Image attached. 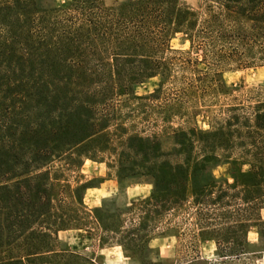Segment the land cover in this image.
<instances>
[{
  "label": "trees",
  "instance_id": "1",
  "mask_svg": "<svg viewBox=\"0 0 264 264\" xmlns=\"http://www.w3.org/2000/svg\"><path fill=\"white\" fill-rule=\"evenodd\" d=\"M182 31L195 55L167 56ZM230 64H264V0H202L199 9L181 0H0V264H98L56 248L58 231L84 228L87 215L128 264H165L150 241L170 235L184 255L168 264H249L248 254L263 253L264 88L233 95L220 70ZM155 76L152 91L135 92ZM194 103L216 106L208 129L190 122ZM120 107H132L137 123ZM102 138L93 152L121 146L119 186L151 189L91 216L88 182L63 158ZM225 164L231 181L214 173ZM204 241L214 242V259L201 255Z\"/></svg>",
  "mask_w": 264,
  "mask_h": 264
},
{
  "label": "rangeland",
  "instance_id": "2",
  "mask_svg": "<svg viewBox=\"0 0 264 264\" xmlns=\"http://www.w3.org/2000/svg\"><path fill=\"white\" fill-rule=\"evenodd\" d=\"M61 8H67L71 5L72 0H55ZM106 5H111L115 0H103ZM182 3L190 6L193 9H199L202 0H181ZM167 56L182 52L186 55H195L187 53L191 51L190 41L187 34L176 32L172 35ZM203 67V65H200ZM221 72L226 85L231 89L233 95L246 92L250 88H264V64H252L246 67L230 64L227 67H221ZM159 76L146 79L143 83L135 86L137 94L147 93L157 86ZM190 122L200 129L209 128V120L216 106L204 105L203 103L191 104ZM118 109V108H117ZM129 123L133 119L132 107L118 109ZM132 123H137V118ZM139 121V119H138ZM115 122L113 118L111 123ZM111 126V124H110ZM109 138H114L115 131L113 126L109 129ZM116 139V136L115 138ZM106 142L102 139H97L90 143L91 150L88 151L85 147H80L73 152L72 156H64L63 161L74 164L76 174H80L83 182H88L89 187L83 193V203L86 210L92 216V210L96 207H103L110 212L123 210L124 205H128L137 201L150 192L151 185L146 182L130 183L125 189L123 185L119 186L117 180L116 159L121 152V146L118 140L110 143L105 152H93L98 147H104ZM163 146L168 148L169 143H164ZM229 165H220L214 169V173L218 177H223L231 181ZM74 175V174H73ZM117 209V210H116ZM121 212V211H120ZM261 217L264 219V209L260 211ZM127 212L122 213V217H126ZM84 228H68L60 230L57 233L56 248L68 247L73 252L92 259L98 264H128V259L123 255L121 248L118 245L111 243L103 244L99 241L101 233L98 226L92 222V218L87 215L84 222ZM248 240L256 244L258 235L255 226H251L247 233ZM199 244L200 253L203 257L214 259L215 244L213 241H204ZM159 257L164 260L165 264L177 262L181 259L184 253L181 247H178V241L175 236L157 237L150 241ZM249 264H264V252L257 254H248Z\"/></svg>",
  "mask_w": 264,
  "mask_h": 264
}]
</instances>
